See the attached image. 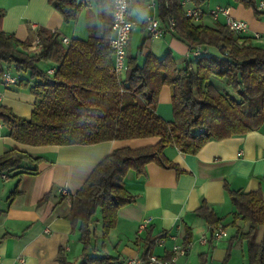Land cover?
<instances>
[{"label": "trees", "instance_id": "obj_1", "mask_svg": "<svg viewBox=\"0 0 264 264\" xmlns=\"http://www.w3.org/2000/svg\"><path fill=\"white\" fill-rule=\"evenodd\" d=\"M47 1L66 24L78 21L85 12L87 38L73 39L65 47L58 31L41 28L20 42L3 32L4 12L0 10V78L4 83V73L12 68L18 76L14 84L27 90L35 100L29 118L16 116L0 105V122L10 139L32 147L158 138L154 146L114 150L96 164L71 198L67 220L71 230L79 234L82 251L78 264H118L111 257L87 255L97 213L104 239L115 226L118 210L135 200L123 184L128 171L144 176L145 167L151 162L177 171L176 165L164 156L166 148L195 155L211 140L221 141L264 127V48L253 44L250 38L232 33L225 25L193 22L185 16L184 0H151L165 27L169 18L174 20L170 34L188 47L190 55L197 48L202 54L191 56L179 68L170 52L161 59L145 52L143 41L133 56L127 46V70L117 78L110 73L112 54L106 46L111 32L112 0H93L94 10L90 3L79 5V0ZM187 1L200 9L207 2ZM230 1L252 9L256 15L264 12L256 9L260 0ZM34 40L38 41L40 52L29 54ZM139 56L144 58L141 64ZM41 64H52L53 73ZM220 83L225 90L219 89ZM164 85L171 88V122L156 113L159 89ZM41 161L9 149L0 155V174L21 170L25 164L32 165V172L36 173ZM226 191L233 207L229 225L235 232L221 264H227L231 245L237 239L246 242L248 264H264V238L256 242L259 228L264 227L261 192ZM18 194L15 187L8 201L12 202ZM197 215L211 227L220 222L206 205L197 210ZM237 221L247 225L245 233L236 226ZM186 235L184 244L190 242ZM156 239L149 240L142 252V264H147ZM56 261L71 264L62 249Z\"/></svg>", "mask_w": 264, "mask_h": 264}, {"label": "crops", "instance_id": "obj_2", "mask_svg": "<svg viewBox=\"0 0 264 264\" xmlns=\"http://www.w3.org/2000/svg\"><path fill=\"white\" fill-rule=\"evenodd\" d=\"M216 7H226L230 18L245 22L247 29L241 36L264 48V12L256 15L252 9L230 0H207L201 9L204 25H225L223 16L217 20L210 16L209 12ZM0 10L4 12L3 32L20 42L36 33L31 30L32 25L37 29L58 31L61 37L69 40L87 38L85 19L83 31L78 25L68 28L47 0H0ZM129 16L137 23L128 43L130 55L133 54L130 45L136 34L139 43L144 41V48L145 43L150 42L148 50L144 51L157 59L170 52L181 68L191 58L188 47L172 34L166 33L156 40L147 36L146 18L157 17L151 0H136L131 4ZM29 50V54L40 52L39 47ZM143 60L139 57L138 63ZM40 66L49 71L53 69L52 64ZM7 72L16 75L12 68ZM34 101L27 90L15 84L5 85L0 78V105L11 109L16 116L29 118ZM156 113L166 122L173 120L171 88L167 85L159 89ZM158 141V138H143L96 145L32 147L10 139L0 122V155L6 150L17 149L42 159L36 173L32 172V165L25 164L21 170L0 174V264H58L59 249L65 252L71 264H78L82 246L78 232L71 230L67 220L72 196L96 164L114 150L154 146ZM164 156L176 165L177 171L151 162L146 165L144 176L137 177L131 170L126 173L123 184L135 200L118 210L115 226L104 239L97 213L88 256L111 257L119 264L141 256L149 240L162 238L163 244L157 245L155 241L149 254L168 260L172 257L174 243L170 237L183 245L188 234L190 251L186 256H176V264H221L225 260L228 241L235 232L229 225L233 207L226 189L243 193L260 191L264 200V127L221 141L211 140L195 155L182 154L168 147ZM15 187L19 194L9 202L7 198ZM45 196H48L46 201L38 206ZM202 205L220 220L217 226H209L197 215ZM236 226L242 233L247 231V225L240 221ZM217 227L226 232L225 238L213 240L210 237ZM262 238L264 227L259 228L256 242ZM202 240L206 243H201ZM227 264H248L245 241L237 239L232 243Z\"/></svg>", "mask_w": 264, "mask_h": 264}, {"label": "built area", "instance_id": "obj_3", "mask_svg": "<svg viewBox=\"0 0 264 264\" xmlns=\"http://www.w3.org/2000/svg\"><path fill=\"white\" fill-rule=\"evenodd\" d=\"M133 0H112L113 13H112V23L110 37L106 41V46L111 51L112 54V66L110 73L115 77L119 78L124 75L127 70V46L131 37L132 32L136 29L137 23L130 19L129 12L131 3ZM79 5L88 6L89 2L87 0H79L77 2ZM182 6L185 8V16L191 19L193 22H200L203 18V12L200 8L193 7L189 4L187 0L182 1ZM257 11H264V0H260L257 5ZM210 16L217 20L219 16L225 18V26L229 31L236 35H241L246 32V23L243 21L235 20L229 17L228 9L226 7H216L209 12ZM175 22L172 18L167 20L166 27L160 22L156 16H149L145 21V31L150 39L156 40L161 38L166 33H171L174 31ZM33 32L37 31L35 25L31 26ZM257 37V36H256ZM61 43L63 46L67 47L70 45L71 40L66 37H61ZM38 41L34 40L31 48L38 47ZM202 54L201 48L195 49L191 53L193 57H199ZM53 73V70L48 71ZM4 83L6 85H13L17 80L18 76H11L8 72L3 75ZM3 179L4 176H3ZM226 237V232L221 228L217 227L212 231L211 238L213 240H218ZM173 240L172 246V257L168 260L158 258L154 255L149 254L147 256V264H176V256H186L190 251L191 245L179 244L175 237H170ZM164 239L160 238L156 241L157 245H162ZM201 243H206V240H202ZM119 264H142L141 257L130 258Z\"/></svg>", "mask_w": 264, "mask_h": 264}, {"label": "rangeland", "instance_id": "obj_4", "mask_svg": "<svg viewBox=\"0 0 264 264\" xmlns=\"http://www.w3.org/2000/svg\"><path fill=\"white\" fill-rule=\"evenodd\" d=\"M89 2H90V5H91L92 9L94 10L93 0H89ZM84 13H85V12H82V14H81V16L79 17L78 21L67 23L68 28L73 29V27H75L76 25H78V29H79V27H80V29L83 31V29H84V25H82V21H84V19H85V14H84ZM82 26H83V28H82ZM141 35H142V34H141ZM138 39H139V36L135 34V35L133 36V39H132V42H131V45H130L131 50H132V52H133L134 55H135V53H136V50H137L138 46H139V45L142 43V41H143V40H142L141 43H139V42H138ZM149 46H150V42H146V43H145V50H146V51L148 50ZM28 51H30V50H28ZM133 54H132V55H133ZM139 57H140V56H139ZM139 57H138V58H139ZM217 86L219 87L220 90H225V89H226L225 86H224L222 83L217 84Z\"/></svg>", "mask_w": 264, "mask_h": 264}]
</instances>
